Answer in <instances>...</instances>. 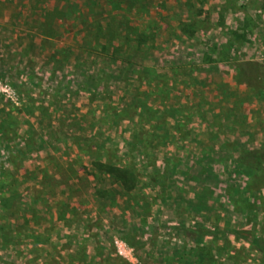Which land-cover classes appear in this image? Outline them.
I'll use <instances>...</instances> for the list:
<instances>
[{
  "label": "rangeland",
  "instance_id": "obj_1",
  "mask_svg": "<svg viewBox=\"0 0 264 264\" xmlns=\"http://www.w3.org/2000/svg\"><path fill=\"white\" fill-rule=\"evenodd\" d=\"M263 252L264 0H0V264Z\"/></svg>",
  "mask_w": 264,
  "mask_h": 264
},
{
  "label": "trees",
  "instance_id": "obj_2",
  "mask_svg": "<svg viewBox=\"0 0 264 264\" xmlns=\"http://www.w3.org/2000/svg\"><path fill=\"white\" fill-rule=\"evenodd\" d=\"M100 167H101V166H100ZM102 169L105 170V168H102ZM112 173L114 174V176H116V177L119 179L121 185H122L124 188H126L127 190L130 189V188L128 187V186H129L128 183L130 182V180H129V179H125V177H124L122 174H120V172H119L118 169L112 171ZM263 253H264V252H263Z\"/></svg>",
  "mask_w": 264,
  "mask_h": 264
},
{
  "label": "crops",
  "instance_id": "obj_3",
  "mask_svg": "<svg viewBox=\"0 0 264 264\" xmlns=\"http://www.w3.org/2000/svg\"><path fill=\"white\" fill-rule=\"evenodd\" d=\"M189 136L191 137V135L188 134V139H189Z\"/></svg>",
  "mask_w": 264,
  "mask_h": 264
}]
</instances>
